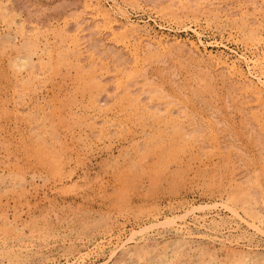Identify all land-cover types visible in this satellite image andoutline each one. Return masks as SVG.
<instances>
[{
  "label": "rangeland",
  "instance_id": "rangeland-1",
  "mask_svg": "<svg viewBox=\"0 0 264 264\" xmlns=\"http://www.w3.org/2000/svg\"><path fill=\"white\" fill-rule=\"evenodd\" d=\"M263 6L264 0H0V33L12 35V44L0 41V264H110L109 241L192 203L217 206L186 216L182 235L160 225L145 238L138 234L112 262L264 264V236L220 206H234L264 230L252 214H264V104L222 64L234 62L245 81L254 80L239 54L264 67ZM71 36L79 38L76 54ZM27 42L36 45L35 67L19 70L13 61ZM135 247L140 255L133 258Z\"/></svg>",
  "mask_w": 264,
  "mask_h": 264
},
{
  "label": "bare ground",
  "instance_id": "bare-ground-1",
  "mask_svg": "<svg viewBox=\"0 0 264 264\" xmlns=\"http://www.w3.org/2000/svg\"><path fill=\"white\" fill-rule=\"evenodd\" d=\"M98 1V0H97ZM194 1V0H193ZM196 1V0H195ZM190 2V1H189ZM188 2V3H189ZM91 3H92V1H91ZM198 3V2H197ZM193 4V3H192ZM191 4V5H192ZM199 4V3H198ZM259 4H261V2L259 3ZM194 5H195V3H194ZM218 5H220V4H218ZM254 5H256V4H254ZM253 5V6H254ZM221 6V5H220ZM262 6V5H261ZM4 7V6H3ZM193 7V6H192ZM200 7V6H199ZM207 7V6H206ZM209 7V6H208ZM213 7V6H212ZM223 7V6H222ZM248 7V6H247ZM257 7V6H256ZM264 7V6H263ZM5 8V7H4ZM99 8V7H98ZM219 8V7H218ZM262 8V7H261ZM224 9V8H223ZM227 9V8H226ZM245 9V8H244ZM256 9V8H255ZM257 9H258V7H257ZM214 10V9H213ZM260 10V9H259ZM13 11V10H12ZM220 11V10H219ZM14 12V11H13ZM12 12V13H13ZM254 12H255V10H254ZM5 13V12H4ZM216 13V12H215ZM237 14V13H236ZM256 14V13H255ZM18 15V14H17ZM115 15V14H114ZM17 17V16H16ZM98 17V16H97ZM103 18V17H102ZM219 18V17H218ZM255 19V18H254ZM18 20V19H17ZM256 20V19H255ZM260 20H261V18H260ZM104 21V20H103ZM252 21V20H251ZM255 22V21H254ZM243 23V22H242ZM245 23V22H244ZM252 23V22H251ZM251 23H249V25L251 24ZM1 24H3V23H1ZM12 24H13V22H12ZM16 24H17V22H16ZM252 24H254V23H252ZM256 24V23H255ZM254 24V25H255ZM258 24V23H257ZM20 25H21V23H20ZM114 25V24H113ZM95 26V25H94ZM18 27H19V22H18ZM24 27V26H23ZM253 27V26H252ZM68 28V27H67ZM67 28H66V30H67ZM78 28V27H77ZM255 28H256V25H255ZM5 29V28H4ZM117 29V28H116ZM120 29H121V27H120ZM3 30V29H2ZM16 30V29H15ZM25 30H26V28H25ZM33 30V29H32ZM66 30H64V32H66ZM82 30V29H81ZM130 30V29H129ZM9 31V30H8ZM18 31V30H17ZM20 31V30H19ZM62 31V30H61ZM135 31V30H134ZM3 32V31H2ZM30 32H31V30H30ZM58 32V31H57ZM75 32H76V30H75ZM81 32V31H80ZM80 32H78V33H80ZM253 32V31H252ZM251 32V33H252ZM10 33V32H9ZM13 33H15V32H13ZM19 32H17V34H18ZM76 34H77V32H76ZM136 34V33H135ZM253 34V33H252ZM21 35H23V34H21ZM80 35V34H79ZM83 35V34H82ZM10 37L12 36V35H9ZM8 36V34H4V35H2L1 33H0V41H1V43H7V45L8 44H12V40L10 39V38H8L9 37ZM25 36V35H24ZM56 36V35H55ZM14 37V39H15V37L16 36H13ZM21 37V36H20ZM19 37V38H20ZM28 37V36H27ZM73 37H75V36H73ZM72 36L69 38L70 39V42H69V47L73 50L72 51V53H75V52H77L78 51V49H77V47L79 46V44H77L76 42H77V39H79V38H73ZM256 37V36H255ZM25 38H26V36H25ZM68 38V37H67ZM80 38H81V36H80ZM257 38V37H256ZM41 40V39H40ZM131 40V39H130ZM134 40V39H133ZM179 40V38L178 39H176V41H178ZM199 40V39H198ZM17 41V40H16ZM25 41H27V39H25ZM60 41H61V39H60ZM125 41V40H124ZM173 41V40H172ZM180 41V40H179ZM44 42V41H43ZM84 42V41H83ZM128 42V41H127ZM145 42V41H144ZM203 42V41H202ZM257 42H258V40H257ZM28 44H26V52L24 53V54H20V55H17V58L15 57V56H13V57H15V58H13V59H15L13 62H14V65L16 66V68H18L19 70H23V69H27V68H33V67H35V63L33 62V58H32V54L33 53H36L35 51H36V45L34 44V43H32V42H27ZM80 43V42H79ZM85 44H86V41L84 42ZM134 43V42H133ZM155 43V42H154ZM153 43V44H154ZM192 43H195V42H192ZM200 43H201V40H200ZM3 44H1V46L3 45ZM153 44H151V43H149V46H155V45H153ZM157 45H156V47L158 48V49H164L165 48V44H163V42H161V41H159L158 43H156ZM258 44H259V42H258ZM6 45V44H5ZM6 45V46H7ZM24 45V44H23ZM22 45V46H23ZM128 46V45H127ZM167 46H169V44H167ZM25 47V46H24ZM45 47V46H44ZM43 47V48H44ZM66 47H68V46H65V48ZM68 47V48H69ZM184 47V46H183ZM86 48V47H85ZM143 48V47H142ZM259 48V47H258ZM7 49V48H6ZM46 49V48H45ZM49 49V48H48ZM47 49V50H48ZM1 50V49H0ZM80 50V49H79ZM142 50V49H141ZM144 50V49H143ZM180 50V49H179ZM259 50V49H258ZM22 51V50H21ZM84 51V50H83ZM112 51V50H111ZM51 52V51H50ZM113 52V51H112ZM145 52V51H144ZM144 52H143V54H144ZM170 52V51H169ZM177 52V51H176ZM7 53V52H6ZM71 53V54H72ZM171 53V52H170ZM44 54V53H43ZM48 54V53H47ZM57 54H58V52H57ZM69 54V53H68ZM67 54V55H68ZM76 54V53H75ZM118 54H119V52H118ZM135 54V53H134ZM49 55V54H48ZM41 56H42V54H41ZM45 56V55H44ZM69 56H71L70 54H69ZM164 56V55H163ZM163 56H161V58L163 57ZM239 56H241V57H243V59H245L246 60V62H247V67H248V70H249V73H250V75L253 77V80L254 81H245L244 79H243V77H244V73L241 71V70H239L238 69V67H237V65L233 62L231 65L230 64H226V62H223L222 64H225L226 66V69L229 71V72H231L232 74H236L239 78H241V80L239 79V82H241V84H243V86H241V87H243V88H245V90L247 89V90H249L250 92H251V94L252 95H254V97H255V99L257 100V102H259V101H261V103L262 104H264V70H263V66H260V64L259 63H256V60H253V59H248V58H246L245 56H243V55H240L239 54ZM49 57V56H48ZM83 57V56H82ZM118 57V56H117ZM166 57V56H165ZM171 57H172V55H171ZM170 57V58H171ZM119 58V57H118ZM133 58H135V59H138L137 58V56H134ZM205 58V57H204ZM11 59V58H10ZM52 59V58H51ZM66 59V58H65ZM69 59V58H68ZM75 59V58H74ZM80 59V58H79ZM180 59V58H179ZM189 60H191V59H189ZM42 63H43V61L42 60H40ZM62 61H64V59H62ZM72 61V60H71ZM79 61V60H78ZM82 61V60H81ZM124 61V60H123ZM237 61V60H236ZM39 62V61H38ZM48 62V61H47ZM46 62V63H47ZM121 62V61H120ZM119 62V63H120ZM45 63V64H46ZM55 63V62H54ZM124 63V62H123ZM135 63V62H134ZM141 63V62H140ZM217 63V62H216ZM251 63H253L252 64V66H251ZM37 65L39 64V63H36ZM48 64V63H47ZM53 64V63H52ZM122 64V63H121ZM195 64V63H194ZM36 65V66H37ZM48 65H50V63L48 64ZM132 65V64H131ZM141 65V64H140ZM139 65V66H140ZM219 65V64H218ZM254 65V66H253ZM13 66V65H12ZM40 66V65H39ZM60 66V65H59ZM71 66V65H70ZM85 66V65H84ZM134 66V65H133ZM136 66H138V64L136 65ZM246 66V65H245ZM14 67V66H13ZM38 67V66H37ZM36 67V68H37ZM45 67H46V65H45ZM53 68V67H52ZM82 68V67H81ZM147 68V67H146ZM146 68H145V71H146ZM200 68V67H199ZM34 69V68H33ZM38 69V68H37ZM46 69V68H45ZM44 69V70H45ZM47 69H50L49 68V66H48V68ZM55 69V68H54ZM207 69V68H206ZM17 70V69H16ZM51 70H53V69H51ZM50 70V71H51ZM190 70V69H189ZM28 71H29V69H28ZM37 71V70H36ZM35 71V72H36ZM47 71V70H46ZM55 71V70H54ZM145 71H143V72H145ZM244 71H246V70H244ZM23 72V71H22ZM39 72V71H38ZM58 72V71H57ZM85 72V71H84ZM147 72V71H146ZM225 72V71H224ZM223 72V73H224ZM43 73V72H42ZM89 73V72H88ZM46 74V73H45ZM82 74V73H81ZM87 74V73H86ZM89 75V74H88ZM217 75V74H216ZM40 76V75H39ZM38 76V77H39ZM93 76V75H92ZM95 76V75H94ZM187 76V75H186ZM26 77V76H25ZM24 77V78H25ZM28 77V76H27ZM96 77V76H95ZM99 77V76H98ZM194 77V76H193ZM231 77H233V76H231ZM32 78V77H31ZM31 78H29V80L31 79ZM42 78V77H41ZM147 78V77H146ZM191 78V77H190ZM234 78V77H233ZM248 78V77H247ZM35 79V78H34ZM33 78H32V80H28L27 81V83H29V84H31L32 83V86L34 87V85L36 84L35 83V80H34ZM40 79V78H39ZM96 79V78H95ZM95 79H94V82H95ZM98 79V78H97ZM197 80V79H196ZM207 80V79H206ZM17 81V80H16ZM103 81V80H102ZM93 82V81H92ZM93 82V83H94ZM151 82V81H150ZM202 82V81H201ZM200 82V83H201ZM25 83V82H24ZM97 83H98V81H97ZM212 83V82H211ZM41 84V83H40ZM89 84V83H88ZM99 84V83H98ZM25 85V84H24ZM39 85V84H38ZM180 85V84H179ZM92 86H93V84H92ZM117 86V85H116ZM115 86V87H116ZM131 86V85H130ZM28 87V86H27ZM32 87V89H34ZM173 87H174V85H173ZM36 88V87H35ZM100 88H101V86H100ZM215 88V87H214ZM242 88V89H243ZM131 89V88H130ZM161 90H162V88H160ZM105 90V89H104ZM107 90V89H106ZM154 90V89H153ZM233 90V89H232ZM246 90V91H247ZM36 91V90H35ZM120 91V90H119ZM127 91V90H126ZM151 91V90H150ZM245 91V92H246ZM185 92V91H184ZM183 92V93H184ZM125 93V95H127V97L128 96H130V93H126V92H123V94ZM133 93V92H132ZM136 93V92H135ZM142 93V92H141ZM147 93V92H146ZM210 93V92H209ZM208 93V94H209ZM214 93V92H213ZM212 93V94H213ZM145 94V93H144ZM143 94V95H144ZM156 94V93H155ZM189 94V93H188ZM21 95V94H20ZM106 95V94H105ZM122 95V94H121ZM160 95V94H159ZM164 95V94H163ZM167 94H165V96H166ZM170 95V94H169ZM169 95H167L165 98H167L168 97V99H171V98H169ZM182 95V94H181ZM248 95V94H247ZM22 96V95H21ZM20 96V97H21ZM107 96V95H106ZM114 96V95H113ZM150 96V95H149ZM170 96H172V95H170ZM188 96V95H187ZM44 97V96H43ZM132 97H133V95H132ZM151 97H153V96H151ZM162 97V96H161ZM95 98V97H94ZM123 98H125V97H123ZM140 98H141V96H140ZM157 98V97H156ZM159 98V97H158ZM163 98V97H162ZM190 98V97H189ZM199 98H201V97H199ZM252 98H253V96H252ZM93 99V98H92ZM97 99H98V97H97ZM96 99V100H97ZM120 99H122L121 97H120ZM128 99V98H127ZM179 99H180V96H179ZM195 99V98H194ZM197 99V98H196ZM195 99V100H196ZM107 100V99H106ZM151 100V99H150ZM149 100V101H150ZM161 100V99H160ZM187 100H189V99H187ZM192 100V99H191ZM248 100V99H247ZM250 100V99H249ZM248 100V101H249ZM252 100V99H251ZM259 100V101H258ZM127 101V100H126ZM139 101V100H138ZM142 101V100H141ZM166 101H168V100H166ZM197 101V100H196ZM195 101V103H197ZM90 102V101H89ZM101 102H103V100L101 101ZM101 102H100V104H101ZM108 102V101H107ZM140 102V101H139ZM164 102V101H163ZM169 102H170V100H169ZM173 102V101H172ZM177 102H178V99H177ZM180 102V101H179ZM185 102V101H184ZM202 102V101H201ZM18 103V102H17ZM127 103V102H126ZM161 103V102H160ZM174 103H176V102H173V105H174ZM260 103V104H261ZM19 104V103H18ZM38 104V103H37ZM91 104V103H90ZM120 104V103H119ZM133 104H134V102H133ZM145 104V103H144ZM163 104V103H162ZM170 104H171V102H170ZM179 104V103H178ZM190 104H191V102H190ZM76 105V104H75ZM78 105V104H77ZM92 105V104H91ZM90 105V106H91ZM98 105V104H97ZM168 105V104H167ZM172 105V104H171ZM176 105V104H175ZM179 105H181V104H179ZM186 105H188V104H186ZM250 105V104H249ZM255 105V104H254ZM256 105H257V103H256ZM81 106V105H80ZM90 106H89V108H90ZM101 106H102V104H101ZM133 106V105H132ZM154 106V105H153ZM169 106V105H168ZM184 106V105H183ZM251 106V105H250ZM258 106V105H257ZM74 107V106H73ZM100 107V106H99ZM131 107V106H130ZM135 107V106H134ZM162 107V106H161ZM164 107V106H163ZM170 107H172V106H170ZM179 107H181V106H179ZM83 108V107H82ZM102 108V107H101ZM152 108H154V107H152ZM182 108V107H181ZM180 108V109H181ZM187 108V107H186ZM247 108H248V106H247ZM253 108V107H252ZM257 108V107H256ZM259 108H260V106H259ZM84 109V108H83ZM126 109H128L127 107H126ZM162 109V108H161ZM174 109V108H173ZM180 109H178V110H180ZM190 109V108H189ZM255 109V108H254ZM44 110V109H43ZM81 110V109H80ZM131 110V109H130ZM144 110V109H143ZM175 110H177V109H175ZM182 110H184V109H182ZM117 111V110H116ZM250 111H251V109H250ZM45 112V111H44ZM65 112H67V111H65ZM70 112H71V110H70ZM69 112V113H70ZM73 112V111H72ZM96 112V111H95ZM94 112V113H95ZM161 112V110H160V108L159 107H155V111H153L152 113L154 114V115H157L158 113H160ZM166 112V111H165ZM173 112V111H172ZM263 112V111H262ZM255 113V112H254ZM42 114V113H41ZM66 114V113H65ZM68 114V113H67ZM74 114V113H73ZM97 114V113H96ZM135 114V113H134ZM166 114V113H165ZM185 114V113H184ZM252 115V114H251ZM183 116V115H182ZM78 117V116H77ZM91 117V116H90ZM98 117V116H97ZM132 117V116H131ZM156 117V116H155ZM179 117H181V116H179ZM211 117V116H210ZM250 117V116H249ZM254 117V116H253ZM65 118V117H64ZM127 118H129V117H127ZM182 118V117H181ZM45 119V118H44ZM79 119V118H78ZM87 119V118H86ZM85 119V120H86ZM125 119H126V117H125ZM130 119V118H129ZM183 119V118H182ZM254 119V118H253ZM74 120V119H73ZM184 120V119H183ZM97 121V120H96ZM128 121V120H127ZM144 121V120H143ZM166 121V120H165ZM257 121V120H256ZM31 122V121H30ZM101 122V121H100ZM110 122V121H109ZM111 122H113V120L111 121ZM213 122V121H212ZM218 122V121H217ZM255 122V121H254ZM259 122V121H258ZM45 123V122H44ZM78 123V122H77ZM172 123H173V121H172ZM42 124H43V122H42ZM84 124V123H83ZM167 124V123H166ZM171 124V123H170ZM174 124V123H173ZM215 124V123H214ZM256 124H258V123H256ZM164 125V124H163ZM162 125V126H163ZM259 125V124H258ZM34 126H35V124H34ZM37 126H39V125H37ZM84 126H85V124H84ZM100 126V125H99ZM112 126V125H111ZM160 126V125H159ZM211 126V125H210ZM36 127V126H35ZM48 127V126H47ZM166 127V126H165ZM83 128V127H82ZM35 129V128H34ZM90 129V128H89ZM196 129H197V127H196ZM199 129V128H198ZM212 129V128H211ZM214 129V128H213ZM84 130V129H83ZM100 130V129H99ZM98 130V131H99ZM164 130V129H163ZM187 130V129H186ZM38 131V130H37ZM40 131V130H39ZM42 131V130H41ZM98 131H97V133H98ZM154 131V130H153ZM173 131V130H172ZM200 131V130H199ZM43 132V131H42ZM190 132H191V130H190ZM194 132V131H193ZM260 132H262V131H260ZM93 133H94V131H93ZM164 133V132H163ZM42 134V133H41ZM99 134V133H98ZM101 134H102V132H101ZM145 134V133H144ZM262 134H263V132H262ZM262 134L260 135V137L262 136ZM35 135V134H34ZM33 135V136H34ZM40 135V134H39ZM109 135V134H108ZM107 135V136H108ZM184 135H189V133H186V134H184ZM183 135V136H184ZM214 135V134H213ZM48 136V135H47ZM100 136V135H99ZM197 136V135H196ZM199 136V135H198ZM39 137V136H38ZM49 137V136H48ZM113 137H114V135H113ZM116 137H117V135H116ZM153 137V136H152ZM168 137V136H167ZM176 137V136H175ZM34 138V137H33ZM57 138V137H56ZM103 138V137H102ZM102 138L100 139V140H102ZM164 138V137H163ZM169 138V137H168ZM186 138V137H185ZM185 138H184V140H185ZM193 138H196V137H193ZM41 139V138H40ZM94 139V138H93ZM111 139V138H110ZM150 139V138H149ZM254 139H256V138H254ZM259 139V138H258ZM56 140V139H55ZM148 140V139H147ZM155 140V139H154ZM32 141H33V139H32ZM104 141V140H103ZM171 141V140H170ZM197 141V140H196ZM257 140H255V142H256ZM260 141V140H259ZM259 141H257V142H259ZM50 142V141H49ZM48 142V143H49ZM114 142V141H113ZM161 142V141H160ZM94 143V142H93ZM109 143V142H108ZM150 143H152L151 142V140H150ZM262 143H263V140H262ZM31 144H32V142H31ZM46 144V143H45ZM142 144V143H141ZM154 144V143H153ZM177 144V143H176ZM187 144V143H186ZM262 145H264V144H262ZM34 146V145H33ZM150 146V145H149ZM32 147V146H31ZM44 147V146H43ZM47 147V146H46ZM40 148V147H39ZM152 148V147H151ZM164 149H166V148H164ZM263 150H264V148H262ZM42 150V149H41ZM151 150V149H150ZM33 151V150H32ZM44 151V150H43ZM161 151V150H160ZM166 151V150H165ZM34 152V151H33ZM39 152V151H38ZM47 152V151H46ZM58 152V151H57ZM162 152V151H161ZM164 152V151H163ZM200 152V151H199ZM263 152V151H262ZM172 153V152H171ZM41 154V153H40ZM173 154V153H172ZM42 155V154H41ZM40 155V156H41ZM166 155H167V153H166ZM200 155V154H199ZM53 156V155H52ZM261 156H263V155H261V153H260V158H261ZM44 157V156H43ZM168 157V156H167ZM166 157V158H167ZM51 159V158H50ZM262 159V158H261ZM52 160V159H51ZM50 160V161H51ZM159 161H161V160H159ZM260 161V160H259ZM261 162H263V159H262V161ZM47 163V162H46ZM53 164H55V163H53ZM138 164V163H137ZM263 164V163H262ZM158 165V164H157ZM158 166H161V165H158ZM162 167V166H161ZM55 168V167H54ZM263 168V167H262ZM155 169V168H154ZM55 170V169H54ZM56 171H57V169H56ZM59 171V170H58ZM152 171V170H151ZM153 171H155V170H153ZM152 171V172H153ZM257 171V170H256ZM59 173V172H58ZM156 173V172H155ZM259 173V172H258ZM18 174V173H17ZM61 174V173H60ZM154 174V173H153ZM64 176H66L65 174L63 175V177ZM253 176V175H252ZM256 179V178H255ZM249 180V179H248ZM61 181V180H60ZM241 181V180H240ZM21 182V181H20ZM27 182V181H26ZM67 182V181H66ZM70 182V181H69ZM236 182V181H235ZM234 182V183H235ZM244 183H245V181H243ZM23 183H24V181H23ZM65 183V182H64ZM63 183V184H64ZM74 183V182H73ZM238 186V185H237ZM24 187H26V186H24ZM63 187V186H62ZM239 187V186H238ZM248 187V186H247ZM249 188V187H248ZM247 188V189H248ZM64 189V188H63ZM241 189V188H240ZM239 189V190H240ZM231 190V189H230ZM250 190V189H249ZM256 194V193H255ZM233 196V195H232ZM250 196V195H249ZM258 195L256 194V197H257ZM261 196V195H260ZM241 199V198H240ZM210 200V199H209ZM191 201V200H190ZM186 202V201H185ZM188 202V201H187ZM212 202V201H211ZM251 202V201H250ZM215 203H218V202H215ZM260 203V202H259ZM189 205V204H188ZM171 206V205H170ZM211 206H217L216 204H205V205H201V204H197V205H195V203L193 204H191V205H189L188 207H186L181 213H173V214H171L170 216H165L164 217V219L163 220H161V219H159V218H155V222L153 221V222H150L149 223V225L148 224H146V226L144 225H141V226H139V228L138 229H131V232H129L128 233V235H126V236H124V237H122L121 235H118L117 237H115L116 238V241H114L113 242V240L112 241H109L110 243H111V247H109L110 248V259H111V261H110V264L111 263H113L112 261L114 260V258L116 257V256H118L117 255V253H118V251L120 250V252H121V249H123L124 247H126V245L127 244H129V243H131V242H136V237H137V235L138 234H141V238H145V236L144 235H146L147 236V231L149 230V229H151V228H153V227H155V226H167V227H171V229H174L176 232H178V234L179 233H181V235H182V233H184V231L186 230V226H187V220L185 219L186 218V216H188V215H190V214H193V213H195L196 211H198V210H201V209H205V208H208V207H210L211 208ZM220 206H222L225 210H227L228 212H229V214H231V215H233V216H235V217H237V218H239L240 220H242V221H244L245 223H246V225L247 226H249V228H251V229H253L254 231H255V233H259V234H261V235H263L264 236V230L262 229V227L259 225V224H257V223H255L254 221L252 222V221H249V220H246L240 213H239V210H237L234 206H231L230 204H227V203H221L220 204ZM261 206V205H260ZM259 206V207H260ZM258 207V206H257ZM173 208V207H172ZM249 208H250V206H249ZM264 208V207H263ZM180 209H182V208H180ZM159 210V209H158ZM247 210H249V209H247ZM261 210V209H260ZM161 213V212H160ZM212 213V212H211ZM213 214V213H212ZM250 214V213H249ZM252 214L254 215V216H256V217H259L261 220H264V214H262L261 212H259V209H258V211H253L252 212ZM197 215V214H196ZM2 216V215H1ZM220 216V215H219ZM158 217V216H157ZM201 217V216H200ZM207 217H208V215H207ZM10 218V217H9ZM238 219V220H239ZM6 221V220H5ZM199 221V220H198ZM10 222V221H9ZM6 223V222H5ZM4 223V224H5ZM189 223V222H188ZM192 223V222H191ZM190 223V224H191ZM202 223V222H201ZM207 223V222H206ZM220 223H223V219H222V221L220 222ZM218 221H216V220H212V224L214 225V227L216 228V227H218L219 226V224H220ZM234 223H236V222H234ZM240 223V222H239ZM238 223V224H239ZM261 223V222H260ZM189 224V225H190ZM232 224V223H231ZM237 224V225H238ZM243 224V223H242ZM202 225H204V224H202ZM194 226H196L195 224H194ZM208 226V225H207ZM210 226V225H209ZM234 226V225H233ZM239 226V225H238ZM242 226V225H241ZM1 227H3V226H1L0 225V228ZM7 228V227H6ZM6 228H4V229H6ZM10 228V227H9ZM14 228V227H13ZM117 228V227H116ZM201 228V227H200ZM204 229H206L205 227H203ZM209 228V227H208ZM207 228V229H208ZM215 228H212L211 229V231L212 230H216ZM120 228H118V229H116V230H119ZM188 229V228H187ZM192 229V228H191ZM202 229V228H201ZM200 229V230H201ZM247 229V228H246ZM2 230V232H3V228L1 229ZM15 230V229H14ZM19 230V229H18ZM168 230V229H167ZM170 230V229H169ZM197 230V229H196ZM196 230H194V231H196ZM203 230V229H202ZM209 230H210V228H209ZM232 230H236V229H232ZM4 231H7V230H4ZM10 231V230H9ZM115 231V230H114ZM121 231V230H120ZM124 231V230H123ZM165 231V230H164ZM189 231H191L192 232V230H189ZM189 231H186V233H189ZM204 231H206V230H204ZM125 232V231H124ZM197 232V231H196ZM111 233V232H110ZM208 233V232H207ZM215 233V232H214ZM217 233V232H216ZM221 233V232H220ZM220 233H217V234H220ZM222 233H224V232H222ZM231 233V232H230ZM254 233V232H253ZM3 234V233H2ZM15 234H16V232H15ZM122 234V233H121ZM173 234H175L174 233V231H173ZM172 234V235H173ZM178 234H177V236H178ZM197 234V233H196ZM209 234H211V233H208L207 235H209ZM231 234H233V233H231ZM236 234V233H235ZM14 235V234H13ZM176 235V234H175ZM189 235V234H188ZM203 235L205 236V234L203 233ZM226 235V234H225ZM6 236V235H5ZM16 236H17V234H16ZM116 236V235H115ZM169 236V235H168ZM185 236V235H184ZM192 236V235H191ZM200 236H201V234H200ZM215 236V235H214ZM234 236V235H233ZM246 236V235H245ZM164 237V236H163ZM174 237V236H173ZM190 237V236H189ZM210 237V235L208 236V238ZM253 237V236H252ZM112 238V237H111ZM114 238V237H113ZM154 238H156V237H154ZM166 238V237H165ZM164 238V239H165ZM170 238V237H169ZM168 238V239H169ZM178 238V237H177ZM176 238V239H177ZM181 238V237H180ZM194 238V237H193ZM205 238V237H204ZM213 238V237H212ZM110 239V238H109ZM174 239H175V237H174ZM173 239V240H174ZM179 239V238H178ZM211 239V238H210ZM209 239V240H210ZM217 239V238H216ZM223 239V238H222ZM22 240V239H21ZM111 240V239H110ZM149 240V239H148ZM153 240V239H152ZM173 240H172V242H173ZM180 240V239H179ZM179 240H177V241H179ZM186 240V239H185ZM193 240V239H192ZM236 240V239H235ZM143 241V240H142ZM146 241H147V238H146ZM161 242H162V240H160ZM167 241V240H166ZM183 241V240H182ZM181 241V242H182ZM187 241V240H186ZM190 241V240H189ZM211 241H213V240H211ZM239 241V240H238ZM250 241V240H249ZM102 242V241H101ZM169 242H171V241H169ZM168 242V243H169ZM175 242V241H174ZM185 242V241H184ZM216 242V241H215ZM220 242V241H219ZM223 242V241H222ZM226 242V241H225ZM224 242V243H225ZM256 242V241H255ZM108 243V242H107ZM183 243V242H182ZM138 244V243H137ZM142 244V243H141ZM161 244V243H160ZM179 244V243H178ZM186 245H187V243H185ZM191 244V243H190ZM193 244V243H192ZM238 244H240V243H238ZM250 244V243H249ZM249 244H247V245H249ZM91 245H92V243H91ZM96 245V244H95ZM174 245V244H173ZM172 245V246H173ZM181 245V244H180ZM184 245V244H183ZM89 246V245H88ZM97 246V245H96ZM104 246V245H103ZM145 246V245H144ZM152 246V245H151ZM158 246V245H157ZM192 246V245H191ZM257 246V245H256ZM94 247V246H93ZM146 247H147V245H146ZM169 247V246H168ZM170 247H171V245H170ZM176 247V246H175ZM174 247V248H175ZM183 247V246H182ZM181 247V248H182ZM184 247H185V245H184ZM233 247H234V245H233ZM104 248V247H103ZM130 248V247H129ZM140 248V247H139ZM154 248H155V246H154ZM157 248V247H156ZM166 248H167V245H166ZM195 248V247H194ZM240 248V247H239ZM99 249H101V248H99ZM107 249V248H106ZM152 249V248H151ZM172 249H173V247H172ZM183 249H185V248H183ZM196 249V248H195ZM231 249V248H230ZM248 249H250V248H248ZM88 250V249H87ZM94 250H96V249H94ZM93 250V251H94ZM103 249H101L100 251H102ZM169 250V249H168ZM192 250V249H191ZM124 251V250H123ZM132 251H134V252H132ZM131 252H132V254H131V257H133L134 258V256H139L140 255V252L137 250V247H135L134 248V250H132ZM172 251V250H171ZM173 251H174V249H173ZM205 251V250H204ZM207 251V250H206ZM84 252V251H83ZM82 252V253H83ZM85 252H87V251H85ZM108 252V251H107ZM162 252H164V251H162ZM170 252V251H169ZM169 252H168V254H169ZM175 252V251H174ZM177 252V251H176ZM175 252V253H176ZM182 252V251H181ZM233 252H236V251H234L233 250ZM248 252V251H247ZM94 253H96V252H94ZM109 253V252H108ZM155 253H156V251H155ZM172 253V252H171ZM174 253V254H175ZM188 253V252H187ZM201 253H202V251H201ZM240 253V252H239ZM255 253V252H254ZM257 253V252H256ZM258 253H260V252H258ZM81 254V253H80ZM130 254V253H129ZM156 254H158V252L156 253ZM167 254V253H166ZM178 254V253H177ZM206 254H207V252H206ZM236 254V253H235ZM252 254V253H251ZM261 254V253H260ZM79 255V254H78ZM120 255H122V254H120ZM176 255V254H175ZM203 255H204V253H203ZM124 256H126L125 254H124ZM130 256V255H129ZM208 256V255H207ZM252 256V255H251ZM257 256V255H256ZM109 257V256H108ZM120 257V256H119ZM128 257V256H127ZM131 257H129V258H131ZM156 257V256H155ZM161 257V256H160ZM171 257V256H170ZM193 257V256H192ZM199 257V256H198ZM213 257V256H212ZM212 257H210V258H212ZM237 257V256H236ZM258 257V256H257ZM126 258V257H125ZM153 258V257H152ZM162 258H164V257H162ZM168 258V257H167ZM206 258V257H205ZM208 258V257H207ZM241 258H243V259H246V258H249V260L251 261V260H253V257L251 258L250 257V255H246L245 254V256H242ZM259 258V257H258ZM75 259H77V258H75ZM109 259V260H110ZM135 259H136V257H135ZM237 259V258H236ZM104 260V259H103ZM108 260V259H107ZM127 260V259H126ZM137 260H139V259H137ZM161 260V259H160ZM160 260H157V261H159L160 262ZM166 260V259H165ZM168 260H170V259H168ZM193 260V259H192ZM233 260V259H232ZM248 260V261H249ZM258 260V259H257ZM83 261V259H81L80 260V262H82ZM106 261V260H105ZM104 261V262H105ZM127 261H131V260H127ZM126 261V262H127ZM151 261V260H150ZM162 261V260H161ZM164 261V260H163ZM194 261V260H193ZM211 261H213V259L211 260ZM217 261V260H216ZM238 261V260H237ZM237 261H234L233 263H237ZM254 261H256V259L254 260ZM115 262V261H114ZM135 262H136V260H135ZM159 262H157V263H159ZM172 262V261H171ZM183 262V261H182ZM192 262V261H191ZM201 262V261H200ZM210 262V261H209ZM226 262V261H225ZM245 262V261H244ZM243 262V263H244ZM259 262V261H258ZM257 262V263H258ZM106 263V262H105ZM134 263V262H133ZM132 263V264H133ZM137 263H139V262H137ZM155 263V262H154ZM156 263V264H157ZM162 263H164V262H162ZM189 263V262H188ZM199 263V262H198ZM215 263V262H214ZM260 263V262H259ZM46 264H54V263H46ZM55 264H77V262H74V263H69V261L68 262H57V263H55ZM78 264H81V263H78ZM103 264V263H102ZM107 264H108V261H107ZM114 264V263H113ZM120 264V263H119ZM125 264H127V263H125ZM130 264V263H129ZM151 264H153V263H151ZM218 264V263H217ZM238 264V263H237ZM241 264V263H240ZM261 264V263H260Z\"/></svg>",
  "mask_w": 264,
  "mask_h": 264
}]
</instances>
